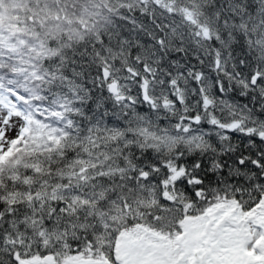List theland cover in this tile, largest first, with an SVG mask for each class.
Returning a JSON list of instances; mask_svg holds the SVG:
<instances>
[{"label":"snow or ice","instance_id":"snow-or-ice-1","mask_svg":"<svg viewBox=\"0 0 264 264\" xmlns=\"http://www.w3.org/2000/svg\"><path fill=\"white\" fill-rule=\"evenodd\" d=\"M0 264H264V0H0Z\"/></svg>","mask_w":264,"mask_h":264}]
</instances>
